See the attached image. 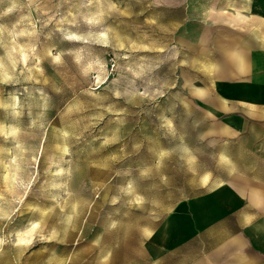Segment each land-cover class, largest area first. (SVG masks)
I'll list each match as a JSON object with an SVG mask.
<instances>
[{
	"label": "rangeland",
	"instance_id": "obj_1",
	"mask_svg": "<svg viewBox=\"0 0 264 264\" xmlns=\"http://www.w3.org/2000/svg\"><path fill=\"white\" fill-rule=\"evenodd\" d=\"M163 6L0 0V264L134 258L177 204L231 178L243 151L217 147L208 105L232 67L207 65L196 31L238 12L190 15L203 26L185 34L186 11Z\"/></svg>",
	"mask_w": 264,
	"mask_h": 264
},
{
	"label": "crops",
	"instance_id": "obj_2",
	"mask_svg": "<svg viewBox=\"0 0 264 264\" xmlns=\"http://www.w3.org/2000/svg\"><path fill=\"white\" fill-rule=\"evenodd\" d=\"M154 1L186 11L185 34L203 26L190 15L215 11L211 18L220 24L229 8L238 12L232 25H204L196 32L207 65L232 67L231 75L213 82L209 129L221 131L218 148L233 144L244 157L235 159L231 178L177 204L138 244V255L105 264H264V0ZM210 33L228 35L209 40Z\"/></svg>",
	"mask_w": 264,
	"mask_h": 264
}]
</instances>
